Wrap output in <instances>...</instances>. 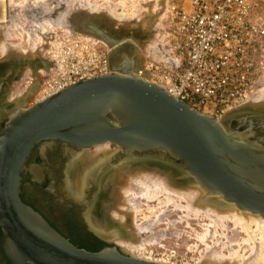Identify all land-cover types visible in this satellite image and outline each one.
Instances as JSON below:
<instances>
[{
    "label": "water",
    "instance_id": "water-1",
    "mask_svg": "<svg viewBox=\"0 0 264 264\" xmlns=\"http://www.w3.org/2000/svg\"><path fill=\"white\" fill-rule=\"evenodd\" d=\"M82 27L101 34L96 27ZM122 51L109 54L108 75L31 108L23 105L2 129V245L15 264H164L135 257L96 232L105 247L98 252L78 248L26 205L20 196L22 173L43 143L63 145L73 155L115 146L117 161L154 164L181 184L199 187L205 197L264 220L263 115L221 123L121 65Z\"/></svg>",
    "mask_w": 264,
    "mask_h": 264
},
{
    "label": "rangeland",
    "instance_id": "rangeland-1",
    "mask_svg": "<svg viewBox=\"0 0 264 264\" xmlns=\"http://www.w3.org/2000/svg\"><path fill=\"white\" fill-rule=\"evenodd\" d=\"M2 1L3 0H0V3ZM6 1H7V6H9L8 7L9 10L12 7L14 8V9L12 8L13 10L11 11L13 12L15 10L13 14L14 17L16 16L17 19L13 17V19H15L16 22L14 24L11 23L10 26L11 29L14 31V33L13 32H12L13 34L9 33L10 35L8 34L9 36L6 37L8 40H6L5 42L7 46L9 45L11 46V48L14 49H16L15 47L19 48L20 46V49L19 50L17 49L20 52L16 51L14 52V54L7 55V53L5 52L6 49H4L3 47L2 49L0 48V80H1L0 99H2L6 103L5 105H8L7 103H11L12 100L17 101L18 98L19 100L21 98L25 99L29 95L30 91L32 89H35L28 101L29 103H32L31 106H35L37 105V103L40 104L39 94L43 86V80L48 76V71L50 70L51 61L49 59V51L52 41L54 40V37L56 35L60 34L61 32H64L65 30L75 31L77 34L84 35L96 41L101 49H103L104 51L109 50L111 53L113 51L111 50L112 48L108 44H106V42L103 41L102 37H97L100 39H96L93 36L86 35L87 33H91L93 31L89 29H85L82 26L96 27L97 31L100 30L99 32L104 33L107 36H111V38L117 42V45H119L120 42H118V40H121V37L127 34L126 32L132 29H137L138 21H135L136 18L134 19L133 18L134 16L132 15L134 13L137 14L138 7L143 8L141 10L145 11V13L143 11V13L140 16L145 17L146 14V16L149 17L148 19L153 20L154 18V24H155L157 23L155 22V20L157 21V18H155V14L157 12L161 13L163 11H164L163 13H165L174 0H32V1L6 0ZM119 2L121 3L119 7L120 9H117L118 10L117 11L116 7H114L115 9L113 8L114 9L113 11L115 10L116 11L115 13L112 12L111 11L112 9L109 8H112L113 5L115 4H116L115 6H117ZM130 2L133 4H131ZM122 4L123 6L125 5L124 9H126V11L124 12H123V6H121ZM128 4L129 5L135 4L134 9L133 6L127 9V7L129 6ZM109 5H111L112 7H110ZM43 6L46 7L44 8ZM155 6L158 7L155 8ZM15 8L20 13H18V11ZM132 9L133 12H131ZM155 9L156 10L158 9V11H156ZM160 9L161 11H159ZM108 10H110L111 14ZM120 12L123 13V14L121 13L123 16L119 15ZM110 15L114 16V18L111 17ZM124 15L126 17H129V19L133 18L134 20L130 19L129 21ZM121 16L123 18H126V21L124 20L122 21V23L121 22L119 23V20L123 19ZM51 20H52L51 24H53L54 22V24H56L55 25L56 27L54 26V24L52 25L53 27L49 24ZM164 21L165 22H163L161 28L158 29H155L156 27L153 28L154 26L150 25L149 29L145 31V33H143L140 37V39L143 42L147 40L149 37H153L155 44V45L153 44L154 49L149 47L148 49L149 50L151 49V51L148 50L149 52L146 51V53L143 55V64H142L143 66L140 65V67L143 68V71L148 72V69L150 68L149 64L152 62L160 63L161 60L164 59L168 60L167 57H168L170 29L168 22L169 20L166 18V20ZM46 23L48 24L47 27H49L50 29L45 28ZM34 25L35 26L38 25L39 27L33 28L35 27ZM43 25L45 27H43ZM6 30L8 31V29L7 28L4 29L5 33H7ZM16 30L21 32L22 36L20 39L19 37H16L18 36L16 34L17 32ZM31 42L34 44L35 48L32 46ZM127 48L128 50H135L136 46L130 41L129 43H127V45L125 44L122 46V50H126ZM138 49L139 52H141L142 47H139ZM30 50L33 52H31ZM139 55L140 58H142L140 53ZM118 61L119 60H117V62ZM30 62H32L33 64L29 65L28 63ZM35 72L39 74L38 77H35ZM40 72L43 74H41ZM147 74L150 73L148 72ZM36 86L38 88H36ZM263 88L264 86L261 89ZM1 92H3V94ZM10 95L12 97H10ZM11 115L13 116L14 114ZM207 115L217 119L219 122H222V119L223 122H225L226 119L224 120L223 117L227 114H225L224 116L215 115V114H207ZM9 116L8 118H10ZM8 118L6 119V122L8 121ZM110 146H111V151H114L116 149L115 146L112 145ZM72 159L73 156L69 161L70 163L67 162L69 163V165L71 164ZM93 184L94 183H91V187ZM94 185L96 186V184ZM98 191L99 190L94 187L92 191L89 193V200L91 202L87 207V213L85 214L86 220L88 219V212L90 211L89 209L90 207H92L90 205L93 203V200L96 194L98 193ZM166 200L167 199L164 194L160 197H157L156 200H152V199L148 200L150 202L143 199L139 200V203H141L140 205L141 211L139 210V212L137 213L136 223L138 225L148 226L150 224L153 225V223L157 222L156 220L161 218L160 222L157 223V225L156 224L153 225L154 228L152 227V231H153L152 234L162 233L163 236L159 235V237H163L160 238L163 240H158L160 243L155 242L156 244L152 243V245L150 244L146 246V249L141 253V255L138 258L142 257V259L146 258L145 260L149 259L148 261H154V262L156 261L165 264H200L205 259V256L213 252L212 254L223 253L222 255L225 256L226 259L229 260L230 262H234V260L239 257V261H240V262L238 261L239 264H242L243 262L245 263L246 261L248 263L246 262L245 264H251L253 262H251L252 261L251 259L249 261V256L252 253L253 245L256 242L258 243V245L260 244L262 247V253H263L262 256L264 259V230L263 232L261 231L259 232V229H257L258 228L257 223L254 221V219L250 218L252 222V225L250 226V228L251 227L252 228L248 229L250 233L248 232L247 227H245V224L243 222L237 225L234 222L232 223V221H230L229 223V220H226L221 223L219 222L220 226L218 227L221 228L218 227L215 228V223H213L208 217H206L205 214L201 213L199 214V216L196 217L192 213L190 215V213L186 211L185 202L183 201L178 202L176 204L177 206H175L174 203L171 204V203H167L168 201L165 202ZM178 207H180V210ZM87 225L90 227L88 220H87ZM253 235L255 236L256 241L255 239L250 240L252 239ZM245 240L248 241L245 243L246 246L244 245ZM113 243L119 246L115 241H113ZM234 247L237 248V250L235 248L236 252L234 251ZM230 248L232 250L229 251ZM237 251H239V253ZM237 253H238V257L236 255ZM246 257L248 258V260H246Z\"/></svg>",
    "mask_w": 264,
    "mask_h": 264
},
{
    "label": "built area",
    "instance_id": "built-area-1",
    "mask_svg": "<svg viewBox=\"0 0 264 264\" xmlns=\"http://www.w3.org/2000/svg\"><path fill=\"white\" fill-rule=\"evenodd\" d=\"M168 10V60L148 72L173 98L224 116L264 86V0H174ZM109 54L74 31L56 35L40 103L108 75Z\"/></svg>",
    "mask_w": 264,
    "mask_h": 264
},
{
    "label": "bare ground",
    "instance_id": "bare-ground-1",
    "mask_svg": "<svg viewBox=\"0 0 264 264\" xmlns=\"http://www.w3.org/2000/svg\"><path fill=\"white\" fill-rule=\"evenodd\" d=\"M5 1L6 0H3L0 3V21H1L0 22V48L2 49V47H3L4 49H6L5 52L8 55V54H14V52H16L20 49V46H19V48L15 47L16 49H14V48H11V46H9V45L7 46V44L5 42L6 40H8L6 37H8L10 35L9 33H12V32L14 33V31L11 29L10 24L11 23L14 24L16 22V20L13 19V17H14L13 12L15 10L13 12L11 11L14 8L12 7L13 9L10 8V10H9V8H8L9 6H7V1L6 2ZM158 2H156V3H158ZM118 4H119V6H118ZM118 4H117L118 8H117V6H115L116 4L113 5V7L111 6L112 5L111 4L109 6L112 8H109V9H112L111 11L115 13V11L117 9H120L119 7H120L121 3L119 2ZM123 4H124V2H123ZM123 4L121 6H123ZM131 4H133V3H131ZM131 4L130 5L128 4L129 6L127 7V9L129 7L131 8L132 6L134 9L135 4L134 5H131ZM124 6H123V12L126 11V9H124L125 8ZM160 6H162V5H160ZM10 7H11V5H10ZM43 7L45 8L46 6H43ZM114 7H116L115 11H113L115 9ZM157 7L158 6H155V8H157ZM133 9L131 12H133ZM141 9H143V8L138 7L137 8V14L134 13L132 15V16H134L133 17L134 19L136 18L135 21H138L137 22L138 23L137 29H132V30H129L128 32H126L127 34L125 36L121 37V40H118V42H120L119 45H117V42L115 40H113L111 38V36H106L104 33L99 32L100 30L99 31L96 30V31L98 33H101V34H96V32H91V33H87L86 35L93 36L96 39H100L97 37H100L99 35H103V37H102L103 41L106 42V44H108L112 48L111 50L121 49L123 45H125V44L127 45V43H129L131 41V43L135 44L136 49L135 50H128V48H127L126 50H123V52H121V55L118 58L119 63L124 64L123 66L130 68V70H134V73L136 75H138V77L145 78L148 81H150L151 83L157 84V85H159L165 89V87L163 85L155 83L151 74H147L148 72L143 71V68L140 67V65L143 64V55L146 53V51L149 50L148 49L149 47L154 49V45H155L153 37H149L144 42L140 39V37L143 33H145V31H147L149 29L150 25H153L154 26L153 28L156 27L155 29L161 28L163 22H165L164 20H166V18L168 20L170 19V17H169L170 13H169L168 9L166 10L165 13H163L164 11L161 13L157 12L155 14V18H157V21L155 20V22H157V23L154 24V18H153V20L152 19L150 20V19H148L149 17L146 16V14H145V17L140 16L144 11ZM158 9L157 10L155 9V10L158 11ZM108 11L110 12V10H108ZM120 11H122V10H120ZM159 11H161V9ZM128 12H129V10H128ZM146 12H148V11H146ZM18 13H20V12L18 11ZM121 13L122 12H120L119 15L123 14V13L122 14ZM144 13H145V11H144ZM110 14H111V12H110ZM15 15H17V14H15ZM112 15H114V14H112ZM22 16H23V14H22ZM111 17L114 18V16H111ZM116 17H115V19H116ZM14 18H16V16ZM126 18L129 21H130V19L134 20L133 18H130V19H129V17H126ZM126 18L119 20V23L120 22L122 23V21H124V20L126 21ZM51 22H52V20L50 21L49 24L52 26L54 24V22H53V24H51ZM29 25H30V23H29ZM45 25H46V27L44 25H43V27H45L46 29L49 28V27H47L48 26L47 23ZM55 25L56 24H54V26ZM36 27H39V26L36 25L33 28H36ZM6 28L8 29V31L6 30L7 33L4 32V29H6ZM40 28H42V27H40ZM16 34L18 35L16 37H19V39H20L22 36L21 32L17 31ZM139 39H140V41H139ZM139 42L141 43V45ZM31 44L34 47V44L32 42H31ZM139 47H142L141 52H139V49H138ZM36 48H39V47H36ZM30 49H31V47H30ZM149 51H151V49ZM18 52H20V51H18ZM31 52H33V51H31ZM139 53L141 54L142 58H140ZM15 54H17V53H15ZM6 59H8V58H6ZM164 60H161V62ZM30 63H28V64L29 65L33 64L32 62H30ZM25 68H27V67H25ZM36 72H38V71H36ZM36 72H35V77H38L39 74H37ZM41 74H43V73H41ZM0 82H1V80H0ZM35 85H38V84H35ZM36 88H38V87L36 86ZM1 93L3 94V92H1ZM10 97H12V96L10 95ZM25 99L21 98L19 100V98H18L17 101L16 100H12V101L10 100L11 103H7L8 105H5L6 103L2 99H0V106H6V108L9 111L7 115L8 116L10 115L9 117L13 118L16 115L17 110L21 109V107L23 105H25L27 108L33 107V106H31L32 103L28 102L29 99H28V101H26ZM35 101H36V99H35ZM11 114H14V115L12 116ZM249 114H258V115H263L262 117H264V88L257 91V93L247 103H245V105L239 107L238 109H235L234 111L227 113V115H225L223 118H224V120L225 119L227 120L228 118L232 119L234 117L245 118ZM222 122H223V119H222ZM117 159L118 158H116V156H115V150L111 151V146L109 144L104 145V146L95 147L93 149L83 150V151L77 153L76 155H73L72 162L70 165L68 164L69 166L67 165L68 167H67L66 172H65V178H66L65 183L67 184L65 189L67 191V196H69L70 198H72L74 200L82 201L84 199V197L86 196V193H87L89 187H91V183L96 184V188L99 191L96 194V196L93 200V203L90 205L92 207H90V209H89L90 211L88 212V219H87L89 224H90L91 229L94 232H96L98 235H100L101 237H103L105 239H109L112 242L115 241L123 250H125L126 252H128L129 254H131L135 257H139L141 255V253L146 249V246H148L150 244L152 245V243H155V242L157 243V242H159L158 240H163V239H160L163 237H159V235L163 236L162 233L152 234L153 225L154 224L157 225V223L160 222L161 218L156 220L157 222L153 223V225L150 224L148 226H144V225L142 226V225H138L136 223V216L140 210V205H141V203H139V200H142V199L147 200V201L151 200V199L156 200L157 197H160L163 194L166 196V199H167L165 202L168 201L167 203H171V204L174 203L175 206H177L176 204L178 202H182V201L185 202L186 211H188L190 213V215L192 213L196 217V216H199V214H201V213L205 214L206 217H208L213 223H215V228L220 226L219 222L221 223V222H224L226 220H229V223H230V221H232V223L234 222L237 225L243 222L245 224V227H247V230H248V229L252 228V227L250 228V226L252 225L250 218H252L257 223V226H258L257 229H259V232L260 231L263 232V230H264V220L261 217L252 215V214L247 213V212L239 211L234 206H230L228 204H225L224 202H221V201L216 202L217 199H211V198L205 197L206 196L205 192L203 190H201L199 187L194 186V185H190L188 183L185 185L181 184L180 181L176 177L173 178V174H171L170 171H168V170H164V171L159 170V169H157L158 167L153 166L154 164H146V163H142V162L134 163L131 161L120 162V161H117ZM36 174H37V172H36ZM148 202H150V201H148ZM158 202H160V201H158ZM174 204H173V206H174ZM178 206H180V205H178ZM178 208L180 210V207H178ZM182 209H183V207H182ZM222 211H225V212H222ZM226 215H228V216H226ZM218 228H221V227H218ZM222 229H223V227H222ZM248 232L250 233L249 230H248ZM164 237H165V235H164ZM254 239L256 241V238L253 235L252 239H250V240H254ZM246 242H248V241L245 240L244 245ZM248 245H249V243H248ZM254 245H255V247H254ZM254 245H253L252 253L249 256V261H250V259L252 260L251 262H253V263H251V264H264L261 245L259 244L260 245L259 246L258 243H256V242ZM227 248H229V247H227ZM235 248L236 247H234V251H235ZM232 249H233V246H232ZM232 249L230 248L229 251ZM220 250H222V249H220ZM236 250H237V248H236ZM237 252L239 253V251H237ZM212 253L213 252H211L210 254L207 253L208 255L205 256V259L200 264H239V262H240L239 257H238V253L236 254L238 258H236L235 260L233 259L234 262H230L229 260H227L226 257L222 255L223 253L222 254L221 253L212 254ZM230 255H231V252H230ZM141 259H142V257H141ZM144 259H146V258H144ZM246 260H248L247 257H246ZM243 261H245V260H243ZM245 263L243 262L242 264H245Z\"/></svg>",
    "mask_w": 264,
    "mask_h": 264
},
{
    "label": "flooded vegetation",
    "instance_id": "flooded-vegetation-1",
    "mask_svg": "<svg viewBox=\"0 0 264 264\" xmlns=\"http://www.w3.org/2000/svg\"><path fill=\"white\" fill-rule=\"evenodd\" d=\"M8 112L5 106H0V134ZM72 156L71 150L57 143L52 146L43 143L35 148L22 173L20 196L26 205L43 216L72 244L92 251L94 246L98 247V243L101 248L107 245L87 225L85 216L91 202L89 193L96 186L93 184L90 187L82 201L67 196L65 172ZM4 238L5 232L0 223V264H15L3 248Z\"/></svg>",
    "mask_w": 264,
    "mask_h": 264
},
{
    "label": "trees",
    "instance_id": "trees-1",
    "mask_svg": "<svg viewBox=\"0 0 264 264\" xmlns=\"http://www.w3.org/2000/svg\"><path fill=\"white\" fill-rule=\"evenodd\" d=\"M102 248H101V244L98 243V247H95L93 248L92 252H98L100 251Z\"/></svg>",
    "mask_w": 264,
    "mask_h": 264
}]
</instances>
